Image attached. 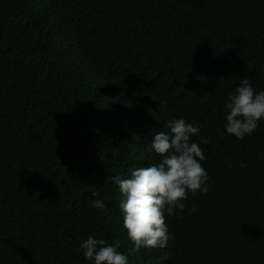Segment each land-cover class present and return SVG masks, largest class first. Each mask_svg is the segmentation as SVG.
Returning <instances> with one entry per match:
<instances>
[{"label": "trees", "instance_id": "trees-1", "mask_svg": "<svg viewBox=\"0 0 264 264\" xmlns=\"http://www.w3.org/2000/svg\"><path fill=\"white\" fill-rule=\"evenodd\" d=\"M245 77L264 91V0H0V264H94L89 236L127 254L112 177L158 163L176 118L200 127L209 192L128 264H264V119L224 129Z\"/></svg>", "mask_w": 264, "mask_h": 264}, {"label": "clouds", "instance_id": "clouds-1", "mask_svg": "<svg viewBox=\"0 0 264 264\" xmlns=\"http://www.w3.org/2000/svg\"><path fill=\"white\" fill-rule=\"evenodd\" d=\"M225 107L226 133L244 139L264 119V91H255L249 78H241ZM165 127L168 131H157L150 143L154 153L160 156L158 163L137 167L127 177H112L121 197L123 228L134 246L125 254L119 250L122 241L108 244L104 239L89 236L80 247L84 257L94 264H128V257L141 248L166 247L170 238L166 215L183 211L189 192L193 196L209 192V177L201 163L206 157L200 144L192 140L200 132L199 125L176 118ZM202 143L208 141L204 139ZM92 207L107 212L102 199L94 200ZM190 211L198 209L193 207Z\"/></svg>", "mask_w": 264, "mask_h": 264}]
</instances>
